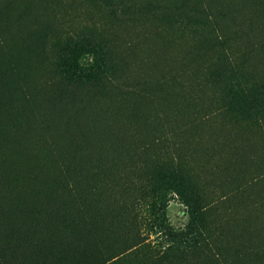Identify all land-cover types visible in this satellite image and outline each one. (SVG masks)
<instances>
[{
	"label": "rangeland",
	"instance_id": "rangeland-1",
	"mask_svg": "<svg viewBox=\"0 0 264 264\" xmlns=\"http://www.w3.org/2000/svg\"><path fill=\"white\" fill-rule=\"evenodd\" d=\"M97 44L101 82L70 62ZM239 76L264 81V0H0V93L18 107L0 109V243L31 250L66 222L63 200L109 214L151 202L133 167L147 160L158 178L167 157L197 200L161 184V202L136 204L144 242L184 250L166 264H264V106L216 86ZM127 227L69 264H151L136 246L109 258L130 245Z\"/></svg>",
	"mask_w": 264,
	"mask_h": 264
},
{
	"label": "trees",
	"instance_id": "trees-1",
	"mask_svg": "<svg viewBox=\"0 0 264 264\" xmlns=\"http://www.w3.org/2000/svg\"><path fill=\"white\" fill-rule=\"evenodd\" d=\"M97 46L98 47L95 49H90V45L85 46L87 47V52H78V55L75 57V62H72V60L70 62L73 63L71 66L77 68L74 70L76 74L79 72L78 75H80L84 72L86 74L81 75H92L94 76L93 79L98 77L97 80L101 82V80L104 79L103 77H106V75L110 72V69L109 65L106 64L100 55L103 48L99 44H97ZM80 57H83L82 63L78 62V58ZM85 57H87L88 61L84 63ZM75 81H81V78H77ZM1 83L2 80L0 79V86ZM249 83L250 81L248 79L239 76L232 80L222 79L219 84H216V86L220 89L222 95L224 96H229L231 94L244 95L255 93L256 95L254 98L257 97L259 102L263 103L264 106V81L259 83L258 88H255L253 85H249ZM11 86V96L15 97L16 93L14 92L13 82H11ZM9 88V86L4 88V90L0 93V109L8 107L9 102L12 104L8 93ZM39 95L43 98L42 101L51 105V102L47 99V97H45V95ZM25 103L27 102H20L19 105L23 106ZM17 108L18 107H15L12 104L11 108L8 110V114L11 115L13 112L12 116H15ZM31 117L32 114L22 120L27 121V124H29L32 123L30 120ZM70 147L71 155H75L78 151H80L78 143H73ZM0 155H4V153L0 152ZM158 156L160 157V155ZM166 159H170V168L165 170V168H160L156 165L153 166V168L158 169L157 171L163 169L165 170L164 174L158 178H153V174H148L152 172H148L147 160H137L135 162V166L133 167L135 171H137L136 173L139 175V179L143 177L141 173L138 172H143L144 174L146 173L144 180L145 184L141 187V190L145 198L150 197V199H152L151 202H147L146 199L140 197V199L136 201V198L134 197L130 202L132 204L130 207H126V205H117V208H113L112 213L109 214L98 205L89 207L86 203H81L77 206L69 202L66 204L65 200H63L61 201V212L65 215V217L69 214L66 222L60 223L57 227H52L50 225V227H46L41 232L37 233L34 240L35 245L31 250L26 249L25 246L14 250L9 247V239H6L5 242L0 243V264L73 263L79 256L84 255L87 251L93 250L92 248L97 246V244L106 235L110 233L118 234L120 232L121 234L127 232L128 235L127 226H130L132 229V235L127 238L130 245L123 247L118 253H115L117 255H111L109 258H116L134 246L137 247L136 253H139L140 263H147L148 260L151 264H166L171 263V259L182 257L184 255V250L173 245H167L166 247H163L162 250L158 251L152 249L151 246L144 242L145 239L142 238L139 232V210L136 204H140L144 201V203H147V206L150 208L152 205L161 202L164 198L162 196L163 188L161 184L175 186L180 193L178 194L185 198L186 201L197 200L194 193L197 192L196 187L187 183L189 182L187 181L189 176V173L186 171L187 168L178 159H176V161L167 157ZM101 168L100 170H102ZM97 169L99 168L97 167ZM103 170L106 172L104 167ZM68 200L82 201L83 199L80 198L79 194H72ZM141 254H143V257L146 258L143 259ZM127 256L131 257V255ZM102 263L103 262L98 264Z\"/></svg>",
	"mask_w": 264,
	"mask_h": 264
}]
</instances>
